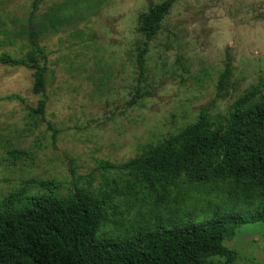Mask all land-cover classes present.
Listing matches in <instances>:
<instances>
[{
    "label": "rangeland",
    "instance_id": "1",
    "mask_svg": "<svg viewBox=\"0 0 264 264\" xmlns=\"http://www.w3.org/2000/svg\"><path fill=\"white\" fill-rule=\"evenodd\" d=\"M162 1L0 0V54L34 57L36 42L48 58L46 94L33 91L32 68L0 63L1 210H19L31 194L69 202L74 185L94 201L110 191L101 235L123 236L165 207L137 177L103 162H128L179 134L203 110L226 122L246 92L259 87L264 94V0H177L148 41L141 73V18ZM42 98L46 113L35 116L31 109ZM226 188L188 180L170 203L197 217L216 208L246 213L257 205V199L230 197ZM9 198L15 201L5 204ZM224 245L239 258L215 264H264V222L240 225Z\"/></svg>",
    "mask_w": 264,
    "mask_h": 264
},
{
    "label": "trees",
    "instance_id": "2",
    "mask_svg": "<svg viewBox=\"0 0 264 264\" xmlns=\"http://www.w3.org/2000/svg\"><path fill=\"white\" fill-rule=\"evenodd\" d=\"M176 1L164 0L142 15L140 29L146 40L138 56L141 73L148 41L158 33ZM31 36H35L33 29ZM38 45L34 42V57L29 54L25 59H16L2 53L0 63L32 68L33 91L46 94L48 58ZM229 72L230 61L221 85ZM9 98L23 100L18 95ZM46 105V98L40 99L31 109L32 114L43 117ZM225 121L203 110L179 134L150 145L128 162H103V167H116L137 177L154 202L165 207L164 212L151 210V219L134 223L123 236L101 235L113 200L110 191L102 190L94 201L85 189L74 185L69 202L48 193L31 194L19 210L0 209V262L18 258L33 264H215V259L229 263L237 260L238 253L224 245L225 239L244 223L264 222L262 90L254 87L238 98ZM188 180L225 182L227 188L223 191L230 197L249 203L257 199L258 203L246 213H223L216 208L209 216L197 217L170 203ZM185 193L186 189L175 197V202ZM14 201L9 198L5 204Z\"/></svg>",
    "mask_w": 264,
    "mask_h": 264
}]
</instances>
